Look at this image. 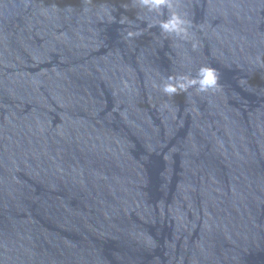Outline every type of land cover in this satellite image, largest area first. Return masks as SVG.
<instances>
[{"label":"water","instance_id":"obj_1","mask_svg":"<svg viewBox=\"0 0 264 264\" xmlns=\"http://www.w3.org/2000/svg\"><path fill=\"white\" fill-rule=\"evenodd\" d=\"M171 3L0 0V264H264V0Z\"/></svg>","mask_w":264,"mask_h":264},{"label":"clouds","instance_id":"obj_2","mask_svg":"<svg viewBox=\"0 0 264 264\" xmlns=\"http://www.w3.org/2000/svg\"><path fill=\"white\" fill-rule=\"evenodd\" d=\"M139 6L147 9L149 12L162 13L165 8H171V0H138ZM124 20H121L123 23ZM189 22L180 14L173 12L166 20L160 22L159 27L165 33L175 34L181 38H186L188 35ZM128 37L132 38L139 35L138 32H128ZM196 45L193 44V47ZM171 79V78H170ZM195 80H187L184 82L167 83L163 87V91L168 95L177 94L179 91L186 90L189 86L196 84ZM199 87L201 91H207L217 84V76L213 69L203 67L200 70Z\"/></svg>","mask_w":264,"mask_h":264}]
</instances>
